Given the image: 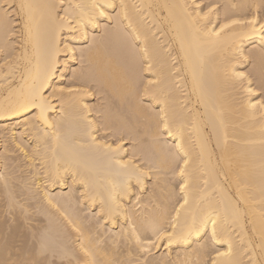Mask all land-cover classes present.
<instances>
[{"label": "bare ground", "instance_id": "6f19581e", "mask_svg": "<svg viewBox=\"0 0 264 264\" xmlns=\"http://www.w3.org/2000/svg\"><path fill=\"white\" fill-rule=\"evenodd\" d=\"M264 0H0V264H264Z\"/></svg>", "mask_w": 264, "mask_h": 264}, {"label": "snow or ice", "instance_id": "6c2138e0", "mask_svg": "<svg viewBox=\"0 0 264 264\" xmlns=\"http://www.w3.org/2000/svg\"><path fill=\"white\" fill-rule=\"evenodd\" d=\"M262 27H264V25H262Z\"/></svg>", "mask_w": 264, "mask_h": 264}]
</instances>
